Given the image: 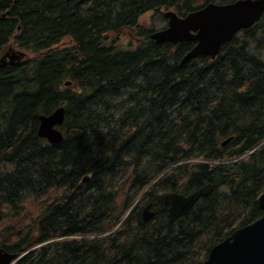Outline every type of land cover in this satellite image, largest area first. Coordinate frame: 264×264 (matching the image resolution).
Wrapping results in <instances>:
<instances>
[{"label": "trees", "instance_id": "trees-1", "mask_svg": "<svg viewBox=\"0 0 264 264\" xmlns=\"http://www.w3.org/2000/svg\"><path fill=\"white\" fill-rule=\"evenodd\" d=\"M231 1L0 0V54L10 40L32 54L0 67V248L12 264H199L262 214L264 14L215 58L184 64L193 42L156 43L138 25L146 11ZM131 28L135 46L104 44ZM61 105L51 144L38 117ZM206 183L170 221L164 195Z\"/></svg>", "mask_w": 264, "mask_h": 264}, {"label": "water", "instance_id": "water-1", "mask_svg": "<svg viewBox=\"0 0 264 264\" xmlns=\"http://www.w3.org/2000/svg\"><path fill=\"white\" fill-rule=\"evenodd\" d=\"M264 13V0H233L228 3L209 2L196 10L179 16L167 9L163 12L166 26L152 31L149 37L156 43L193 42L183 55L180 64L200 57L215 58L221 46L229 42L237 32L256 23ZM20 50L8 48L0 56V67L16 64L24 57ZM70 84L66 81L65 85ZM37 136L55 144L62 139L59 125L64 119V107L58 106L48 114H40ZM229 140V139H228ZM228 140L222 142L225 144ZM212 185L206 183L195 191L184 195L169 192L164 195L167 217L173 221L186 216L188 210L200 197L208 195ZM262 214L254 221L235 228L229 235L213 245L206 258L199 264H264V190L258 196ZM153 216L149 205L142 210V219ZM16 254L0 248V264H12Z\"/></svg>", "mask_w": 264, "mask_h": 264}, {"label": "rangeland", "instance_id": "rangeland-1", "mask_svg": "<svg viewBox=\"0 0 264 264\" xmlns=\"http://www.w3.org/2000/svg\"><path fill=\"white\" fill-rule=\"evenodd\" d=\"M165 10L166 9H159L158 11L156 10L146 11L145 13L139 16L138 25L145 28L148 27L154 28L155 30L159 29V27H161L164 23H166L164 16L163 18L161 17V15H163V11ZM136 32H137L136 28L123 29L118 33L110 32L106 35V38L104 39V44L106 46H114L117 48L119 47L122 48L127 46L133 47L136 44H138L139 41L141 40V37L137 36ZM61 44L63 46L69 45L67 40H63ZM8 48L24 51L25 52L24 59L29 56H32V54L29 53L28 51L23 50L19 48L17 45H15L12 40H10V42L4 46L1 54L4 51H6ZM33 206L34 203H31L29 205H26L25 209H37L36 207Z\"/></svg>", "mask_w": 264, "mask_h": 264}, {"label": "bare ground", "instance_id": "bare-ground-1", "mask_svg": "<svg viewBox=\"0 0 264 264\" xmlns=\"http://www.w3.org/2000/svg\"><path fill=\"white\" fill-rule=\"evenodd\" d=\"M262 17V16H261ZM117 39V38H116ZM37 126V125H36ZM228 139H230V138H228ZM228 139H226V140H228ZM177 193V192H176ZM254 198V197H253ZM149 205V204H148ZM141 207V206H140ZM143 209H145V207L143 208ZM234 229V228H233ZM232 230V229H231Z\"/></svg>", "mask_w": 264, "mask_h": 264}]
</instances>
